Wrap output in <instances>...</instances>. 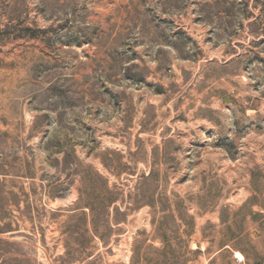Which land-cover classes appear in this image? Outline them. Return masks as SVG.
<instances>
[{
	"label": "rangeland",
	"instance_id": "374dc122",
	"mask_svg": "<svg viewBox=\"0 0 264 264\" xmlns=\"http://www.w3.org/2000/svg\"><path fill=\"white\" fill-rule=\"evenodd\" d=\"M175 262L264 264V0H0V264Z\"/></svg>",
	"mask_w": 264,
	"mask_h": 264
},
{
	"label": "trees",
	"instance_id": "16d2710c",
	"mask_svg": "<svg viewBox=\"0 0 264 264\" xmlns=\"http://www.w3.org/2000/svg\"><path fill=\"white\" fill-rule=\"evenodd\" d=\"M102 161L106 167L113 168L105 157L102 158ZM154 175L155 172H151V174L147 176L144 174L143 177L144 179H149L151 178L150 176ZM160 200H162V198L156 199L153 195L147 200H139L137 198L134 200L133 208L143 203H148L154 207ZM119 201L127 202L122 196V193L117 190V186H111L109 179L94 167H85L80 179L77 208L82 209L86 221L88 222L89 220L91 222L94 234H102V230H107V228H109V218L112 215L111 208L114 207V210L118 213L119 207L117 203ZM161 206L164 207L162 202ZM86 209L89 211L86 212ZM122 214L125 217L128 216V212ZM174 264H176V262Z\"/></svg>",
	"mask_w": 264,
	"mask_h": 264
},
{
	"label": "water",
	"instance_id": "95a60500",
	"mask_svg": "<svg viewBox=\"0 0 264 264\" xmlns=\"http://www.w3.org/2000/svg\"><path fill=\"white\" fill-rule=\"evenodd\" d=\"M224 100L225 101H229V102H234V99L233 98H229V97H224Z\"/></svg>",
	"mask_w": 264,
	"mask_h": 264
}]
</instances>
